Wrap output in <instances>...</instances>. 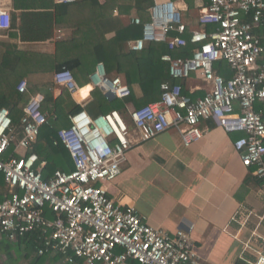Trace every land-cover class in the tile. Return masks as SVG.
Instances as JSON below:
<instances>
[{
    "label": "built area",
    "instance_id": "built-area-1",
    "mask_svg": "<svg viewBox=\"0 0 264 264\" xmlns=\"http://www.w3.org/2000/svg\"><path fill=\"white\" fill-rule=\"evenodd\" d=\"M186 2L154 0L149 20L133 19L142 35L128 46L141 50L156 41L169 49L187 45ZM197 23L200 27L189 32V41L197 45L192 56L164 54L161 59L169 63L172 78L185 80L196 73L207 84L205 93L192 98L183 94L181 84L164 82L159 100L129 110L133 128L117 110L94 117L81 105L68 113L69 126L58 130L74 165L71 171L58 169L46 177V162L33 151L50 116L43 93L30 96L18 125L7 108H0V172L10 192L0 201V233L16 239L41 229L37 253H59L68 264H203L190 230L169 234L149 225L134 206L110 198L104 186L119 175L134 143L132 131L147 141L173 128L187 146L206 132L200 122L212 120L228 132H243L233 147L242 164L252 168L264 198V41L255 33L264 24V0H207L199 7ZM10 27V11L0 4V30ZM217 61L228 64L231 77L214 71ZM54 79L72 96L79 91L67 69ZM90 79L107 97L130 95L129 86L120 76L109 77L103 64ZM25 89L24 82L18 85L19 91ZM46 208L54 213L52 219L45 216ZM244 245L253 251V258L244 261L264 264V237L256 229L249 230Z\"/></svg>",
    "mask_w": 264,
    "mask_h": 264
},
{
    "label": "crops",
    "instance_id": "crops-1",
    "mask_svg": "<svg viewBox=\"0 0 264 264\" xmlns=\"http://www.w3.org/2000/svg\"><path fill=\"white\" fill-rule=\"evenodd\" d=\"M41 2L21 0L26 7L18 9L14 7L13 0H0L11 15V27L0 30V61L6 54L12 66L18 52L38 54L35 71L27 72V68L20 70L24 76L17 89L24 82L25 92L30 96L51 88L54 96H58L62 87L55 83L54 75L66 68H61L62 56H57V44L72 38L74 29L69 23L81 15L75 11L62 13L64 23L54 26L47 39L22 40L19 26L27 20L24 13L42 11L39 8ZM54 3L59 4L56 0ZM202 4L206 5L207 0H194L192 5L186 2L184 15L188 33L200 27L197 17ZM134 18L133 13L120 16L123 24L130 23ZM255 33L264 41V24L255 29ZM98 64L102 63L92 67L88 84L79 86V91L71 95L77 105L84 106L94 88L90 76ZM111 75L115 74L112 72ZM50 82L53 87L47 85ZM183 82L189 95L197 97L205 93L207 84L196 73ZM197 87L200 90L195 92ZM134 88L140 96V87L135 85ZM46 111L50 115L49 110ZM200 126L207 128L203 137L187 146L173 128L147 141H139L138 134L132 131L134 143L126 151L119 175L105 183L107 194L124 206H134L146 223L169 234L178 229L190 230L203 264H235L243 257L252 259L253 251L245 250L244 244L249 230L256 229L264 237V198L252 168L242 164L233 147V141L243 132H228L212 120H203ZM4 191H9L6 184L3 189L0 188V192ZM43 237L41 229L16 239H9L0 233V264H68L59 253H37L42 247Z\"/></svg>",
    "mask_w": 264,
    "mask_h": 264
},
{
    "label": "trees",
    "instance_id": "trees-1",
    "mask_svg": "<svg viewBox=\"0 0 264 264\" xmlns=\"http://www.w3.org/2000/svg\"><path fill=\"white\" fill-rule=\"evenodd\" d=\"M187 1L192 5L194 0ZM13 4L18 9L26 7L21 0H13ZM153 4L154 0H76L73 3L59 4L54 3V0H42L39 7L42 11L24 13L27 20L25 24L21 23L19 32L22 40H45L52 34L54 26L64 23L61 19L62 13L75 11L80 14L76 21L69 23L74 29L72 38L57 44V56H62L61 68L69 70L80 87L88 84L92 67L100 62L109 77L120 76L130 88L129 96L110 98L95 87L87 96L83 107L94 117L117 110L133 128L129 110L159 100L162 83L181 84L183 94L189 95L183 79L170 76L169 63L163 61L161 56L169 54L173 58H188L197 47L189 41V33L186 31L183 34L188 40L185 46L169 49L165 42L156 41L147 43L141 50H132L127 43L141 37L142 26L134 21L123 24L120 16L133 13L135 18L139 17L142 22L147 21L150 18L149 8ZM114 11H117V15H114ZM38 57V54L33 52H18L12 66L6 54L0 61V108L8 109L15 125L19 124L22 107L30 97V94L25 92L26 89L21 92L17 89L18 82L24 76L20 70L27 68V72L35 71ZM213 69L225 78L233 74L225 61L215 62ZM112 72L115 75H111ZM47 85L53 87L51 82ZM135 85L141 89L140 96L135 92ZM41 93L45 97L43 108L45 111L49 110L50 116L48 122L40 129L33 151L40 160L47 162L44 173L49 177L55 170L71 171L74 168L67 148L58 137V130L69 126V112L80 110L82 107L73 101L66 88H62L58 96H54L52 88ZM5 184L4 175L0 172V188L3 189ZM4 193L0 192V201L10 196L9 191ZM44 214L49 219L54 217V213L48 208ZM235 264L248 263L238 259Z\"/></svg>",
    "mask_w": 264,
    "mask_h": 264
},
{
    "label": "bare ground",
    "instance_id": "bare-ground-1",
    "mask_svg": "<svg viewBox=\"0 0 264 264\" xmlns=\"http://www.w3.org/2000/svg\"><path fill=\"white\" fill-rule=\"evenodd\" d=\"M98 81V80H97Z\"/></svg>",
    "mask_w": 264,
    "mask_h": 264
}]
</instances>
